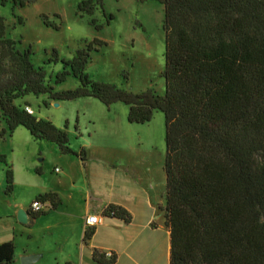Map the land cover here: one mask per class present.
Returning a JSON list of instances; mask_svg holds the SVG:
<instances>
[{"label":"trees","instance_id":"16d2710c","mask_svg":"<svg viewBox=\"0 0 264 264\" xmlns=\"http://www.w3.org/2000/svg\"><path fill=\"white\" fill-rule=\"evenodd\" d=\"M34 1L13 0L21 7ZM157 1L164 6V94L153 88L134 93L91 79L85 71L91 53L106 44L98 38L69 59L52 49L49 61L60 59L64 65L55 84L70 75L79 80L75 88L57 90L46 82L44 68L35 66L31 46L19 49L7 36L0 14L2 132L12 134L22 125L32 136L58 144L63 153L76 154L67 133L16 104L30 94L54 100L92 96L108 106L123 101L131 123H146L162 111L166 198L160 209L170 231L169 264H264V0ZM96 3L103 8V0H80L77 10L82 17L92 15ZM107 16L109 24L114 14ZM42 18L45 25L61 28L46 14ZM89 22L104 26L95 18ZM13 179L8 166L6 194L13 190ZM39 200L58 205L56 193ZM110 213L131 219L120 206H107L104 214ZM93 234L87 231L85 238ZM15 257L13 241L0 244V264H12ZM94 257L100 264L116 263L114 254L107 258L95 250Z\"/></svg>","mask_w":264,"mask_h":264},{"label":"rangeland","instance_id":"374dc122","mask_svg":"<svg viewBox=\"0 0 264 264\" xmlns=\"http://www.w3.org/2000/svg\"><path fill=\"white\" fill-rule=\"evenodd\" d=\"M79 1L36 0L21 7L13 0H6L5 4L0 0V14L6 22L7 36L16 40L19 49L31 46L35 66L44 68L46 82L57 90L75 88L79 84L72 75L55 84L57 72L64 67L60 59L72 58L78 48L98 38L106 44L91 53L85 70L91 79L115 84L134 93L153 88L164 94L165 84L161 76L165 66L163 4L157 0H103V8L96 3L93 14L82 17L77 10ZM43 13L61 28L45 25ZM109 13H113L114 18L107 24ZM91 18L104 26L98 29L89 22ZM53 48L59 52L57 61H49L53 57ZM16 104L21 107L30 105L37 118L50 121L67 133L70 147L76 154L63 153L58 144L32 136L22 125L16 127L12 134L3 133L6 117L0 112V241L13 238L14 221L9 216L16 212V203L33 202L38 197L36 194L48 187L59 190L67 187L70 184L65 175L70 173L72 177L79 178L84 174L81 159L85 157L96 168L94 174L98 177L92 178L95 184L96 180L103 183L102 178L117 177L116 180L120 181L126 175L127 167L130 173L134 168L141 171L155 186L154 200H164L159 205L162 211L160 206L165 205L166 198V129L162 111L156 110L146 123H131L127 119L129 106L123 101L108 106L92 96L54 100L47 94H30L17 99ZM105 163L110 168L106 176L99 168V164ZM8 166L13 170L14 186L12 192L6 194ZM129 177L127 181L131 183ZM101 185L96 186L97 197L104 203L107 201L105 186ZM113 195H119V191L115 190ZM151 233L148 231L143 237L146 244L142 247L145 255L142 264H169L166 247L163 244L154 246L153 238L149 236ZM105 238L106 234L101 233L100 239ZM44 240L48 243L44 242L45 256L34 264H55V256L50 249L54 250L57 245L52 246L54 239L48 233ZM135 257L141 259L139 255ZM132 263L125 254L119 262Z\"/></svg>","mask_w":264,"mask_h":264},{"label":"crops","instance_id":"0c3cea01","mask_svg":"<svg viewBox=\"0 0 264 264\" xmlns=\"http://www.w3.org/2000/svg\"><path fill=\"white\" fill-rule=\"evenodd\" d=\"M81 160L84 174L79 178L72 177L70 173L65 175L70 185L61 190L48 187L36 194V197L38 196L36 199H39L42 194L56 193L58 198L56 208H53L52 201H43L44 208L40 212H46V214L33 218L32 215L35 212L31 209V201L15 204L16 212L9 216L14 221L12 224L13 238L0 241V244L13 241L16 257L12 264H22L21 258L24 255L38 254V259L44 258L46 233L54 239L52 246L57 245L54 247L55 251L53 248L50 249L55 256V264H100L94 257L95 250L100 254L112 252L116 256L115 264H119L124 254L129 256L132 264H142L145 257L142 247L146 244L143 237L148 231L152 232L149 236L153 238V245L163 244L170 257V231L164 224V213L162 214L159 210V205H162L164 200L158 198L154 200L153 194L156 189L148 177L144 176L141 171L137 172L135 168L130 173L127 167V173L122 176L123 179H119L120 181L116 180L117 177L115 179L102 178L103 183L101 184L105 186L107 199L103 203L98 199V189H96V186L102 185L98 180L96 184L92 180L98 177L94 174L96 171L94 164L88 161V157ZM111 166L114 167L113 164ZM99 168L104 171V176L110 169L106 163L99 164ZM128 177L131 183L127 181ZM138 181L139 184H137ZM115 190L119 191V195H113ZM109 205L126 209L131 219L126 222L122 218L113 216V213L105 215L104 210ZM20 209L27 211V223H21L18 220L17 214ZM92 214L103 216V221L86 226V217ZM91 230H94V234L90 239H86V232ZM101 233L106 234L104 240L100 239ZM131 251L134 253H129ZM137 255L141 259H137L135 257Z\"/></svg>","mask_w":264,"mask_h":264},{"label":"built area","instance_id":"2783aa9c","mask_svg":"<svg viewBox=\"0 0 264 264\" xmlns=\"http://www.w3.org/2000/svg\"><path fill=\"white\" fill-rule=\"evenodd\" d=\"M24 109L30 113V114H34V110L30 105H25ZM57 171H59V168H56ZM44 208V203L41 202L39 199H36L35 201L32 202L31 204V209L34 212H40L42 209ZM86 226L89 225H95L98 223H101L103 221V216L99 215V214H92L86 217ZM107 258H111L113 256L112 252H108L106 253Z\"/></svg>","mask_w":264,"mask_h":264},{"label":"water","instance_id":"95a60500","mask_svg":"<svg viewBox=\"0 0 264 264\" xmlns=\"http://www.w3.org/2000/svg\"><path fill=\"white\" fill-rule=\"evenodd\" d=\"M17 218L21 223L28 222V213L25 209H20L17 214ZM39 258L38 254L24 255L21 258L22 264H33Z\"/></svg>","mask_w":264,"mask_h":264},{"label":"bare ground","instance_id":"6f19581e","mask_svg":"<svg viewBox=\"0 0 264 264\" xmlns=\"http://www.w3.org/2000/svg\"><path fill=\"white\" fill-rule=\"evenodd\" d=\"M35 112V111H34Z\"/></svg>","mask_w":264,"mask_h":264}]
</instances>
